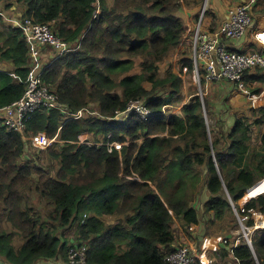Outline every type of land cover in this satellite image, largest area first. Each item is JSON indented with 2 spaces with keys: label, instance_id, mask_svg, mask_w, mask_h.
Instances as JSON below:
<instances>
[{
  "label": "trees",
  "instance_id": "trees-1",
  "mask_svg": "<svg viewBox=\"0 0 264 264\" xmlns=\"http://www.w3.org/2000/svg\"><path fill=\"white\" fill-rule=\"evenodd\" d=\"M17 1L26 5L23 17L49 24L76 48L42 71L59 102L73 111L90 106L98 114L66 120L62 109H39L23 133L0 120V264H51L66 260L62 256L68 260L70 248L83 245L88 246L87 264H168L166 256L174 251L177 237L173 214L184 225L200 223L202 215L191 204L202 189L208 193L200 200L203 209L215 219L231 210V200L238 204L242 198L249 201L247 210L264 212V188L251 190L264 180V156L254 163L258 150L249 144V127L264 125V106L252 107V115L211 136L200 95L193 92L188 103L174 107L183 79L173 73L159 76V62L185 41L182 6H200L203 0ZM205 16L215 21L212 6ZM3 22L0 13V27ZM1 38L9 44L4 56L25 80L30 49L24 30L7 26ZM136 59L141 70L132 73ZM182 65L193 70L191 58L182 59ZM27 82L0 71V107L22 97ZM168 84L176 89L167 93ZM134 100L153 113L147 119L134 112L118 114ZM61 124L59 138L65 142L45 149L34 146L46 154L45 160L30 154L33 144L24 135L45 131L53 137ZM85 130L102 141L111 132V139L123 146L110 150L106 144L76 142ZM261 143L264 147V134ZM32 176L35 189L30 187ZM237 208L242 213L240 203ZM115 214L125 219L108 223L105 216ZM74 225L78 239L72 237L69 244L65 230ZM252 243L254 251L241 240L235 255L243 264H264V229L253 233ZM215 254L213 264H221L227 246Z\"/></svg>",
  "mask_w": 264,
  "mask_h": 264
},
{
  "label": "rangeland",
  "instance_id": "rangeland-1",
  "mask_svg": "<svg viewBox=\"0 0 264 264\" xmlns=\"http://www.w3.org/2000/svg\"><path fill=\"white\" fill-rule=\"evenodd\" d=\"M228 2L223 6L224 10L226 12V16L224 18H221L217 16L214 13L215 16V21L212 20L211 17L205 16V14L202 16V13H205L208 10L210 4V0H203L200 6L196 7H189L188 9H199V18L202 17V22L199 23V18L196 16L197 14L194 13L195 10L193 11L194 16H192V19H189L186 17L185 19V27L187 28L186 34L184 36V40L177 46L170 54H167L160 62H159V76L164 79V77L167 76L169 73L177 74L180 75L183 79L181 85L177 88V93L175 95V98L173 100V105L174 107L181 108L184 104L188 103L192 97L193 92L197 93L200 95L204 102V116H205V121L206 125L208 127L209 133L211 136H214L216 132H220L222 130L225 131L227 127H231L234 125L235 120H237L240 117H246L247 115H252L250 112L251 108H259L261 106H264V81L262 83H253L252 77H256L258 75H263L262 78H264V66H253L252 68L248 69L245 74L244 78L242 80V83L239 81L235 80H230V79H214V80H208L205 76V67L204 65H200V73L196 71V63H195V43L193 45V39L195 42V32L199 28V26L206 31H214L217 30L221 27V25L228 19V12L237 7L236 3L237 0H227ZM248 3L250 5V15L252 18V25L247 27L245 33L239 37V38H225V41L227 43L228 40L233 39V42L239 47L243 43V38L249 33L251 27H253V16H254V9L257 5V2L259 0H241L240 3L244 2ZM238 3V4H240ZM185 6H182V10L180 15H183ZM197 18H196V17ZM24 19H31L29 17H24ZM20 22V21H19ZM20 27H23L24 29V23L20 25ZM210 29V30H207ZM256 38V41L264 44V31H258L253 35ZM189 41L187 42L186 41ZM243 39V40H242ZM258 43V44H260ZM228 45V44H227ZM43 52L47 55V53H52L54 54L55 52L52 50L51 47H49L46 43H43ZM34 50L35 48L32 47L31 53L34 55ZM252 51V50H251ZM253 51H260L264 54V48L263 46L260 48H256ZM41 53L39 52V55ZM38 55V56H39ZM191 58L193 62V70L190 72L188 67L185 65H182L183 68L181 69V62L182 59L184 58ZM46 60V59H44ZM140 59H136L133 69L131 70L132 73L134 72H140L141 66H140ZM30 66V64H29ZM252 75V76H251ZM191 77V78H190ZM121 78V73L117 77V81H119ZM44 79V78H43ZM255 81V79H254ZM45 82V80H44ZM149 89L152 87L151 83L145 82L144 83ZM172 84V83H171ZM171 84H168V92H173L174 89H176L174 86ZM243 84V85H242ZM56 89H52L51 91L56 92ZM236 92H232V91ZM240 94L241 99H237L236 95ZM245 98V99H244ZM206 99V101H205ZM263 99V100H262ZM180 100V101H179ZM258 100V101H257ZM208 101L211 103V105H208ZM260 101V102H259ZM62 107L65 108V106L60 103ZM59 105V107H61ZM96 105V104H94ZM91 107H82L77 111L69 110L65 108L64 110L69 111L71 114H67L66 116H71L72 113H77L81 115L84 114L85 112L97 115L98 111H89ZM172 110H177L176 108ZM81 111V112H79ZM124 110H119L118 114L123 112ZM6 119L7 117L4 116ZM79 118V117H78ZM3 123L4 126L10 127L8 124V120L4 121L3 119H0ZM217 120H220L218 122ZM251 119H246V121H250ZM27 123V122H26ZM27 126V125H26ZM62 124L58 127V133L53 136L55 138H58L59 141L65 142V140H62L59 138V133L62 130ZM11 128V127H10ZM251 136L252 140L251 142L249 141V144L258 150L257 157L254 159V163H259L263 156H264V147L263 144L261 143V138L264 134V125H255L252 124L251 127ZM9 129V128H8ZM14 130L19 131L20 129L16 128H11ZM26 130V127L23 129V131ZM21 132V131H20ZM45 132V131H41ZM23 133V132H21ZM46 133V132H45ZM25 138L29 137L27 135H24ZM87 136V137H86ZM86 137L87 140L85 142L81 141V138ZM222 139H225V137H222ZM29 140V139H27ZM88 140H90L91 143H100L102 140L100 138H95L92 136V133L89 130H85L82 133L79 134V138L76 142L78 143H86L88 144ZM30 141V140H29ZM58 141V142H59ZM120 143V146H123V143L120 142L119 140H116ZM117 143V142H116ZM31 153L30 154H35L38 153L39 157L44 159V156L46 155L45 153L42 152L39 148L37 149L36 147H31L30 148ZM249 152L245 154L244 159L246 160L249 156ZM35 177H38V175H34ZM32 176V184L30 187L34 188V179L35 177ZM260 189L263 188L259 187ZM202 191L198 195H201L199 200H194L192 202V206H195L200 213V216L202 215V220L200 223H187V225H184L182 220L177 217L175 214H173V219H172V228L174 230V233L178 235V230H181L179 226L184 227L186 229V235L187 239L185 241L181 242H176L175 244L173 243L172 247L174 248L173 250H176L180 247H187L188 249H193V253L195 254V261L192 264H213L217 261V256L215 253L221 248L220 245L222 246H227L228 248V256L225 258V260L221 264H243L241 259L238 258L235 255V248L240 244V240H246L247 243L251 242L252 235L254 233V226L258 222V218L261 216L262 211L258 209H254L255 211H260L258 212V216L255 217L253 214L252 210H245L243 211V207L246 208L247 203L249 202H242V199L238 202L240 203V206L242 205V213L239 212L237 206L238 204L235 203L234 201L231 200V210H228L226 214L219 218L215 219L214 216L212 215V211H205L203 203H201L200 200L206 199L208 196V193L202 194ZM247 192V191H246ZM203 195V196H202ZM229 198L231 196L229 193L227 194ZM253 199V198H252ZM251 199V200H252ZM200 202V203H197ZM36 204L40 202L37 198L35 199ZM45 203L43 202L42 206ZM202 206V207H201ZM204 208V209H203ZM246 212L248 214H246ZM264 215V212H262ZM105 219L107 220L108 223L110 224H116L117 222H122L125 219L124 214H115L112 216H105ZM252 219L254 221L253 224H249L247 221ZM76 225H74L71 228H68L65 230V235L68 238V243L71 244L70 239L73 237L76 238V234L78 233L76 229ZM21 237H16L15 238V244L17 246L21 245ZM226 239L228 241H226ZM240 241V242H239ZM69 244L66 248L69 247ZM201 245L203 246V249H201ZM252 250L254 251V248L249 244ZM88 247V246H87ZM168 256V254H167ZM166 256V260H167ZM62 259H66L67 257L62 256ZM203 260H201V259ZM255 259H257L255 255ZM66 260H63L64 262ZM58 262H51V264H73L71 259H68L66 263H64L61 259L57 260ZM258 261V260H257ZM168 262V261H167ZM257 264H260L256 262ZM169 264V263H168Z\"/></svg>",
  "mask_w": 264,
  "mask_h": 264
},
{
  "label": "built area",
  "instance_id": "built-area-1",
  "mask_svg": "<svg viewBox=\"0 0 264 264\" xmlns=\"http://www.w3.org/2000/svg\"><path fill=\"white\" fill-rule=\"evenodd\" d=\"M236 6L237 7L228 12V19L219 29L206 31L203 27L201 28L199 26L195 32L196 38L195 42L193 39V45L195 43L194 58L196 71L200 73V65H204L205 76L208 80L230 79L242 83L244 74L248 69L253 66H264V54L262 52L232 50L225 41V38L241 37L245 33L247 27L252 25L250 5L244 1ZM205 10L202 16L205 14ZM200 22H202V17L199 18V23ZM23 23L24 30L32 35L37 42L34 46L35 57L39 55V52L41 53L40 47H43V43L53 47L55 52L54 59L65 56L76 49L67 41L60 38L49 24L37 23L32 18L24 19ZM59 105L58 95L51 91L50 85L44 82L42 70H39L37 73L30 76L22 97L8 105L0 107V119L4 121L8 120V124L11 128L20 129L19 131L24 132L23 129L26 127L28 121L39 109L45 108L51 110L59 108L66 114H71L69 111L64 110L65 108L61 105V107H59ZM128 111L139 113L144 119H147L153 113V111L146 107L141 100L130 101L127 108V112ZM77 113H72L71 116H67L66 120L78 118L82 115V112L81 115ZM4 116H6L7 119ZM10 127L8 128L11 129ZM86 137L81 138L80 142H85L87 140ZM112 137L113 133L110 132L107 135V141L91 143L90 140H88V144H106L110 150H112L113 147L121 148L120 143L116 140H112ZM26 139H29L34 146L42 149L59 141L58 138L49 137L45 132L41 131L29 135ZM245 210L246 208L243 207V211ZM250 210L253 211L255 217H257L258 212H260L255 211L254 208ZM260 213L261 216L254 226V231L258 228H264V215L262 212ZM226 241L228 240L226 239ZM87 249V245L71 247L68 259H71L73 264H87ZM195 259L196 257L193 253V249H188L187 247H180L167 256L169 264H192Z\"/></svg>",
  "mask_w": 264,
  "mask_h": 264
},
{
  "label": "crops",
  "instance_id": "crops-1",
  "mask_svg": "<svg viewBox=\"0 0 264 264\" xmlns=\"http://www.w3.org/2000/svg\"><path fill=\"white\" fill-rule=\"evenodd\" d=\"M227 2H228L227 0H210V4H211L210 6H212L214 13L217 16L224 18L226 16L227 11L224 10L223 6ZM240 2H241V0H237V2H234V3L238 4ZM192 9L195 10L194 13L197 11V9H194V8H192ZM192 9H188L185 7L184 12H183V16L185 19H186V17H188L189 19H192V16H194L193 11H191ZM25 10H26V5L21 3V2H18L17 0H1L0 1V13L4 17V22H3L2 27H0V33H2L5 29V27H7V26L12 25L14 27H20V25H22L23 21H24L23 20V18H24L23 14H24ZM254 18H255L256 22L253 23V27H251L249 33H247V35L243 38L244 40L242 39L243 40L242 45L238 47L233 42V39H230L227 41L228 47L235 49V50H243V51H251V50L253 51L254 49L260 48L262 46L264 48V44L262 45V43H260L259 41L257 42L256 38L253 36L258 31H264V0H259V2H257V5L254 9ZM21 28L23 29V27H21ZM24 36H25L26 41L28 42L29 49H30V61L28 63L30 73H29L28 77L24 80L22 78V76L17 73V71H16L17 66L15 65V63L11 59H8L6 56H4V52H6V50L9 48V44L4 40V38L0 39V71H3V70L8 71L9 70L11 72V74L13 75L15 81H19V82L25 81V83H26L27 81H29L30 76L32 74L37 73L39 70L43 71L44 68L47 67L50 63H52L55 59H54L53 53H52V55L50 53H47V55H46L43 52V49L41 50L42 47H40L41 54L39 56L33 57V54L31 53V49H32V47H34L36 45L37 42L32 37V35H30L25 30H24ZM258 43H260V44H258ZM6 45H8V46H6ZM49 47H51V46H49ZM51 48L53 50V47H51ZM44 59H46V60H44ZM29 64H30V66H29ZM262 76L263 75H258L256 77H252L253 83H262V81H264V78H262ZM254 79H255V81H254ZM232 92H236V91H232ZM236 98L241 99L243 97H241V95L238 94V95H236ZM8 104H10V103H8ZM8 104H6V105H8ZM3 106H5V105H3ZM261 181H259V182H261ZM263 188H264V186H263ZM179 228L181 230H178V235L176 237L175 243L176 242L178 243L181 241L183 242L187 239L186 229H184L185 226L184 227L179 226ZM220 247H224V246L220 245ZM201 249H203L202 245H201Z\"/></svg>",
  "mask_w": 264,
  "mask_h": 264
},
{
  "label": "clouds",
  "instance_id": "clouds-1",
  "mask_svg": "<svg viewBox=\"0 0 264 264\" xmlns=\"http://www.w3.org/2000/svg\"><path fill=\"white\" fill-rule=\"evenodd\" d=\"M130 112H131V111H128V112H127V109H126V110H124L123 112H121L120 114H122V113H130ZM262 180H263V179H262ZM257 183H258V182H257ZM251 188H252V187H251ZM249 189H250V188H249ZM262 193H264V192H262ZM260 194H261V193H260ZM258 195H259V194H258ZM258 195H257V196H258ZM255 197H256V196H255ZM253 198H254V197H253ZM240 208H241V210H242V205L240 206ZM258 229H264V228H258ZM256 230H257V229H256ZM256 230H255V231H256ZM255 231H254V232H255ZM249 244H250V243H249ZM251 245H252V247H253L252 238H251Z\"/></svg>",
  "mask_w": 264,
  "mask_h": 264
},
{
  "label": "bare ground",
  "instance_id": "bare-ground-1",
  "mask_svg": "<svg viewBox=\"0 0 264 264\" xmlns=\"http://www.w3.org/2000/svg\"><path fill=\"white\" fill-rule=\"evenodd\" d=\"M263 100V99H262ZM258 101V100H257ZM260 102V101H259ZM262 186H264V180L263 181H261V182H259L255 187H253V189H251V190H255V189H260L259 187H262Z\"/></svg>",
  "mask_w": 264,
  "mask_h": 264
},
{
  "label": "water",
  "instance_id": "water-1",
  "mask_svg": "<svg viewBox=\"0 0 264 264\" xmlns=\"http://www.w3.org/2000/svg\"><path fill=\"white\" fill-rule=\"evenodd\" d=\"M257 184H255V186H256ZM247 192H249V189L247 190Z\"/></svg>",
  "mask_w": 264,
  "mask_h": 264
}]
</instances>
